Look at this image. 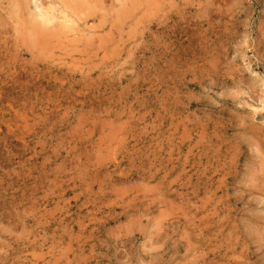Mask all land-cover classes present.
Returning a JSON list of instances; mask_svg holds the SVG:
<instances>
[{
    "label": "rangeland",
    "instance_id": "obj_1",
    "mask_svg": "<svg viewBox=\"0 0 264 264\" xmlns=\"http://www.w3.org/2000/svg\"><path fill=\"white\" fill-rule=\"evenodd\" d=\"M33 1L0 0V264H264V0H85L81 51Z\"/></svg>",
    "mask_w": 264,
    "mask_h": 264
},
{
    "label": "bare ground",
    "instance_id": "obj_2",
    "mask_svg": "<svg viewBox=\"0 0 264 264\" xmlns=\"http://www.w3.org/2000/svg\"><path fill=\"white\" fill-rule=\"evenodd\" d=\"M22 1V0H21ZM27 1H29L30 2V0H27ZM35 1V5H34V11H37V13H35L36 14V17L38 18H40L41 19V22L39 23L38 21H34L35 23L36 22H38V23H36V24H34V25H32L33 26V36H34V39L37 41H34L36 44L35 45H37L40 49H44V50H50V49H53V48H55V47H57V46H59V47H62V48H67V47H70L72 50H80L81 48H88L89 46L91 47L92 46V44H90L89 43V41L88 40H85L84 38H81V39H78V38H76V39H69L71 42L73 41V44H74V46L72 45V43L70 42V44H68V43H66V42H63L62 40H63V38L61 37V36H63V34L65 33H63V34H60V31H61V28H63V27H66L67 28V32H70L72 29H74V28H72V26L71 25H68V24H71V23H73V24H75V20H77V22H78V20L79 21H83L84 23L86 22V20L82 17V16H80L81 14H83V12H82V5H83V2L82 1H85V0H49L48 2H42L43 0H40V1H38V0H34ZM34 1L32 2L33 4H34ZM88 1V0H87ZM98 2V1H97ZM20 3H22L23 4V2H20ZM32 3H31V5H32ZM73 3H76V5H77V7H76V5L75 4H73ZM102 2H100V4H101ZM27 5H28V2L26 3ZM94 4V3H93ZM10 5V4H9ZM30 5V4H29ZM102 5V4H101ZM21 6V5H20ZM23 6V5H22ZM21 6V7H22ZM21 7L19 8V9H21ZM32 7V6H31ZM101 7V6H100ZM23 9H24V6H23ZM28 9V8H27ZM32 9V8H31ZM30 9V10H31ZM98 9H100V8H98ZM26 10V9H25ZM24 10V11H25ZM83 10H85V8L83 9ZM10 11V10H9ZM28 12H29V14H31V12L28 10ZM20 13V12H19ZM32 13H33V11H32ZM79 13H80V15H79ZM28 14V13H27ZM35 14H33V15H35ZM59 14V15H58ZM31 16V15H30ZM23 17V16H22ZM28 17V16H27ZM4 18V17H3ZM33 18V17H32ZM35 18V17H34ZM33 18V19H34ZM60 20V21H55V20ZM24 20V19H23ZM35 20V19H34ZM4 22V21H3ZM60 22V23H59ZM102 22V21H101ZM6 23V22H5ZM99 24V23H98ZM102 24V23H101ZM4 25V24H3ZM7 25V24H6ZM76 25H78V24H76ZM80 25V24H79ZM87 25V24H86ZM14 26H16V25H14ZM92 26V25H91ZM99 26H100V24H99ZM102 26H103V24H102ZM86 27V26H85ZM88 27H90V26H88ZM115 27V26H114ZM113 27V28H114ZM13 28V27H12ZM95 28V27H94ZM94 28H91L92 30L94 29ZM19 29V28H18ZM17 29V30H18ZM64 29V28H63ZM87 30H88V28H86ZM90 29V28H89ZM13 30H14V28H13ZM23 30V29H22ZM115 30V29H114ZM74 32H75V30H74ZM81 32V31H80ZM84 32V31H83ZM90 32H91V30H90ZM90 32H88V33H90ZM14 33V32H13ZM20 33V32H19ZM78 33V32H77ZM88 33H87V35H88ZM69 34V33H68ZM93 34V33H92ZM96 34V33H95ZM27 34H25V36H26ZM21 36V35H20ZM23 36V35H22ZM92 36H94V35H92ZM97 36V35H96ZM101 36V35H100ZM100 36H98L99 38H100ZM65 38H66V35L64 36ZM68 37H73V36H68ZM78 37H80V35H79V33H78ZM32 38V37H31ZM62 40H61V39ZM88 38V37H87ZM92 38V37H91ZM95 38V37H94ZM114 38H116V36L114 37ZM23 39V38H22ZM30 39V38H29ZM64 40H67V39H64ZM69 40H67V42L69 41ZM93 40V39H92ZM92 40H90V41H92ZM97 40V42H99V41H102V40H99L98 41V38L96 39ZM108 42V41H107ZM95 43V42H94ZM93 43V44H94ZM100 43V42H99ZM103 43H105V42H102V44ZM114 43V42H113ZM31 44L33 45V41L31 42ZM98 44V43H97ZM23 45V44H22ZM34 45V46H35ZM96 45V44H95ZM104 45V44H103ZM101 46V45H100ZM29 47H31V46H29ZM81 47V48H80ZM96 48L95 46H92V48ZM106 47V46H105ZM33 48V47H32ZM102 48V47H101ZM28 49V48H27ZM32 50V49H31ZM30 50V51H31ZM71 50V51H72ZM91 50V49H90ZM59 51V50H58ZM81 51V50H80ZM94 51V50H93ZM101 51H104L103 49H101ZM86 52V51H85ZM88 52V51H87ZM90 52H92V51H90ZM90 52H88L87 54L88 55H90L89 53ZM96 53H97V51H95ZM71 53H73V51L71 52ZM78 53H79V51H78ZM92 53H94V52H92ZM21 54V53H20ZM37 54V53H36ZM58 54H60V53H58ZM58 54H57V56H58ZM41 55V54H40ZM47 55H49V54H47ZM63 55V54H62ZM61 55V56H62ZM64 55H65V53H64ZM71 55V54H70ZM74 55V54H73ZM74 56H76V55H74ZM84 56V55H83ZM53 57H54V55H53ZM68 57V56H67ZM85 57H86V55H85ZM88 57V56H87ZM52 58V57H51ZM69 58H71V57H69ZM82 58V57H81ZM53 59V58H52ZM76 59V58H75ZM89 59V58H88ZM58 60V59H57ZM70 60V59H69ZM60 61H62V59L60 60ZM64 61V60H63ZM78 61V60H77ZM81 61H83V59L81 60ZM86 61V60H85ZM84 61V62H85ZM69 62V61H68ZM75 62H76V60H75ZM79 62V61H78ZM65 63V62H64ZM77 63V62H76ZM37 69V68H36ZM38 69H39V67H38ZM37 76V75H36ZM8 105V104H7ZM10 105V104H9ZM3 106V105H2ZM1 106V108H3ZM10 107V106H9ZM12 108V107H11ZM14 108V107H13ZM12 108V109H13ZM11 109V110H12ZM1 110H3V109H1ZM14 110V109H13ZM4 111H5V108H4ZM7 111V110H6ZM15 111V110H14ZM18 111V110H17ZM11 112V111H10ZM21 111H18V113H20ZM4 113V112H3ZM2 113V114H3ZM22 113V112H21ZM25 113V112H24ZM23 114V113H22ZM22 114H19V115H22ZM0 115H1V113H0ZM11 115V114H10ZM25 115V114H24ZM9 116V115H8ZM14 116V115H13ZM23 116V115H22ZM26 116V115H25ZM2 117V116H1ZM10 117V116H9ZM8 117V118H9ZM14 117H16V116H14ZM5 119V118H4ZM22 119H24V118H22ZM11 120V119H10ZM17 120V119H16ZM19 120H21V119H19ZM26 120V119H25ZM23 121V120H22ZM13 122H16V121H13ZM21 122V121H20ZM26 122V121H25ZM12 123V122H11ZM24 123V122H23ZM5 124V123H4ZM14 124H16V123H14ZM13 124V125H14ZM18 124V123H17ZM16 124V125H17ZM20 124H22V123H20ZM12 125V124H11ZM2 127V126H1ZM17 127V126H16ZM14 128H15V126H14ZM3 129V128H2ZM10 129V128H9ZM10 130H13V129H10ZM10 130H9V132H10ZM3 131V130H2ZM7 131H8V129H7ZM15 133V132H14ZM69 203V202H68ZM70 204V203H69ZM36 211V210H35ZM30 212V211H29ZM35 213V212H34ZM43 217V216H42ZM55 220V219H54ZM37 221V220H36ZM25 225V224H24ZM23 226V225H22ZM24 227V226H23ZM22 227V228H23ZM5 229V228H4ZM26 229V228H25ZM6 231V230H5ZM9 231V230H8ZM20 231V230H19ZM23 231V230H22ZM26 231V230H25ZM45 231V230H44ZM27 232V231H26ZM29 234V233H28ZM27 235V234H26ZM40 237V236H39ZM17 238V237H16ZM20 238H22V237H20ZM13 239V238H12ZM15 239V238H14ZM13 239V240H14ZM27 239V238H26ZM11 240V239H10ZM21 241H22V239H20ZM28 240V239H27ZM21 245H23V243L21 242L20 243ZM45 245V244H44ZM35 246V245H34ZM67 246V245H66ZM68 246H69V244H68ZM1 247H2V243H1ZM5 247V246H4ZM19 247V246H18ZM3 248V247H2ZM20 248V247H19ZM22 248V247H21ZM20 248V249H21ZM25 249H26V247H24ZM34 248V247H33ZM1 249V248H0ZM24 249V250H25ZM66 249H68V248H66ZM18 250V249H17ZM26 250H28V249H26ZM19 251V250H18ZM22 251V250H21ZM6 252V251H5ZM20 252V251H19ZM21 253V252H20ZM66 253H68L67 251H66ZM68 255V254H67ZM26 256V255H25ZM25 256H24V258H25ZM28 257V256H27ZM23 258V259H24ZM29 259V258H28ZM34 259V258H33ZM33 259H31V260H33ZM25 260V259H24ZM35 261H36V259H35ZM65 263V262H64Z\"/></svg>",
    "mask_w": 264,
    "mask_h": 264
}]
</instances>
